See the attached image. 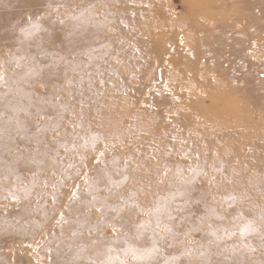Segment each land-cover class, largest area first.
I'll list each match as a JSON object with an SVG mask.
<instances>
[{
  "label": "rangeland",
  "instance_id": "1",
  "mask_svg": "<svg viewBox=\"0 0 264 264\" xmlns=\"http://www.w3.org/2000/svg\"><path fill=\"white\" fill-rule=\"evenodd\" d=\"M0 264H264V0H0Z\"/></svg>",
  "mask_w": 264,
  "mask_h": 264
}]
</instances>
